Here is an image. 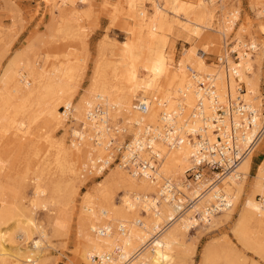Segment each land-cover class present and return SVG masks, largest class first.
<instances>
[{"label": "bare ground", "instance_id": "6f19581e", "mask_svg": "<svg viewBox=\"0 0 264 264\" xmlns=\"http://www.w3.org/2000/svg\"><path fill=\"white\" fill-rule=\"evenodd\" d=\"M226 3V0H221V5L215 6V0H196L195 3L163 0V3H153V12L149 14L144 0H122L116 10L122 12L123 5L128 6L125 13L130 22L123 27L131 35L129 40L123 41L122 53L128 65L126 71L98 61L87 93L77 100L80 83L76 80V67L72 63L56 65L46 71L38 60L17 56L5 67L0 76V137L8 133L20 135L24 125L41 118L43 127H48L51 122L61 124L71 139L68 146L61 140L57 144L50 142L54 152L40 162L32 179L27 180L25 175L18 174L7 179L0 177V264H46L47 250L52 246L50 238L62 235L68 228V207L77 193L76 185L83 181L85 171L90 172L94 168L97 175L110 170L82 200L77 215L80 241L74 264H188L191 245H188L187 238L191 230H203L223 222L233 214L234 205H240L239 217L232 228L234 235L243 245L264 254V203L256 197L264 196V158L250 182L252 193L242 199L254 162L252 154L261 142L263 145L259 152L264 153V92L261 84L264 73V0H253L258 19L256 28L252 24L241 25L231 42L228 36L234 32L239 10L227 7ZM218 8L221 13L217 12ZM205 29L218 33L208 36L204 34ZM247 36L250 40L246 39ZM178 39L188 43L205 39V42L200 43L203 45L200 48L193 44L186 48L183 56L173 65L175 53L172 48ZM234 41L235 45L231 48ZM248 46L254 47L253 53L247 51ZM231 50L238 52L239 60L236 62L229 55ZM208 52L218 54L223 63L235 66L238 78L233 74L226 75L224 66L218 62L207 64L203 56ZM110 73L115 83L108 79ZM206 74L212 77L220 101H225L226 93L234 98L237 94L235 89L243 82L246 92L242 98L254 110V122L245 125L237 143L223 146L224 151L232 148L230 153L240 157L239 163L223 179L220 174L216 175L219 181L213 182L211 190L200 199V206L211 200L215 203L214 212L204 210V214L211 218L205 216V221L201 222L192 211L178 214L182 207L177 202L181 197H175L168 191L167 198H161L163 179L173 180L177 188L186 194L197 192L189 191L184 183L170 175L174 173L185 180L186 171L193 164L194 147L190 141L175 148L168 147L162 138L155 142L156 149L164 155L156 170V178L132 173L120 163L112 168V158L106 145H103L107 141L105 138L109 137L110 128L88 120L87 112L100 100L105 123L111 122L112 126L124 130L116 137L121 144L127 132L133 133L135 140H139L148 128L161 133L163 105L169 112L175 113L179 129L196 131L203 124L196 111L201 98L196 83ZM134 99L147 102L148 111H135ZM209 102L207 99L203 101L202 114L210 113ZM62 106L73 107L70 112L74 122L71 131L65 125L68 112H63L60 109ZM242 119H247V115ZM232 122L237 123L238 119L229 121L226 131L230 130ZM205 125L212 135V125ZM261 130L263 132L256 141ZM218 139L219 136L212 135L210 142ZM28 184L33 186V195L29 199L23 192ZM221 194L226 198L230 196L233 206L215 213L219 210L216 202ZM38 208L55 212L46 222H39L35 216ZM169 221L171 223L163 228L162 225ZM122 226H125L124 230L120 229ZM101 228H107L105 235L100 233ZM117 247L120 252L109 261H92L93 254L110 253ZM219 247L207 248L203 264H237L232 258L228 240Z\"/></svg>", "mask_w": 264, "mask_h": 264}, {"label": "rangeland", "instance_id": "374dc122", "mask_svg": "<svg viewBox=\"0 0 264 264\" xmlns=\"http://www.w3.org/2000/svg\"><path fill=\"white\" fill-rule=\"evenodd\" d=\"M121 1L0 0V76L5 67L17 56H21L25 60H38L46 71L52 70L56 65L72 63L76 67V80L80 83L76 96L77 100L82 94L87 93L86 91L90 87L94 68L98 61L101 60L105 65L119 66V69L126 71L128 65L122 53L123 41L129 40L131 35L123 26L130 22V18L125 13L128 7L125 4L121 10L122 12L116 10V6H119ZM157 1L163 3V0H144L149 14H152L154 9L153 3ZM183 1L195 3L196 0ZM226 2L227 7H235L239 10L236 23L234 24V32H232L231 36H228L229 42H231L235 40L237 31L241 25L250 26L252 24L251 26L256 28L258 19L255 14L253 0H226ZM220 5L221 0H215V6ZM117 12L118 14H116ZM217 12L221 13L220 9ZM67 13L69 14L67 15ZM113 14L116 18H113ZM63 21L65 22L63 23ZM72 25L73 29H70ZM216 33L218 32L213 29L204 30V34H208V36L215 35ZM246 39L250 40L248 36ZM200 40H194V42L192 41L193 43H188L183 39L175 40L172 48L175 53V63L173 61V65H176L178 60L183 56V51L192 46V44L196 48L202 47L203 45H200V43L204 44L203 41L205 39L203 41ZM234 43L235 41L231 44L232 47L235 45ZM171 45L172 42H170L167 48L169 52L171 51ZM221 45L223 46V43ZM217 56L218 54L216 53L208 52L203 58L207 64L214 65V62H218ZM108 79L115 83L112 73L108 75ZM261 84L262 91L264 92V73ZM60 109L62 110V107ZM36 120L30 125H24V130L20 135L8 133L0 137V166L3 162V168L0 167L1 178H13L18 174L17 176L25 175V178L30 180L35 176L34 171H36L40 162L45 159V156H49L54 152L55 148L51 147L50 142L57 144L61 140L67 146L70 144L71 135L66 133L65 128L61 124L51 122V125H48V127H43L41 118L39 121L38 118ZM65 125L71 131V125H74L71 116L67 118ZM261 145H263V142L258 145L252 154L254 155V162L247 180L248 182L246 183V191L242 194L243 200L252 193L250 182L257 173L258 166L264 158V153L259 152ZM115 164H112L110 167L113 168ZM109 170L107 169L104 174L100 175H97L96 168L93 171H85L83 173V181L76 185L77 193L73 198L74 203L72 202L68 207L70 217L68 230H65L64 235L52 236L50 238L52 246L47 250L46 264H74L77 246L80 241V236L77 233V215L82 205V200L87 193L107 176ZM170 175L176 181L184 183V178L180 175H175L174 173H170ZM23 192L27 199H29L33 195V186L31 184L25 185ZM259 196L256 195L258 199ZM232 210L233 214L231 217L213 227L203 230L193 228L191 230L187 238L188 245H191L190 261L188 264H203V255L207 248L219 249V246L224 244L226 240L231 243L232 258L235 259L237 264H264V254L258 253L256 249L250 246L243 245L234 235L232 228L239 217L240 205H234ZM54 212L53 210L38 208L35 216L39 222H46L48 217L53 215ZM262 238L264 240V236Z\"/></svg>", "mask_w": 264, "mask_h": 264}, {"label": "built area", "instance_id": "2783aa9c", "mask_svg": "<svg viewBox=\"0 0 264 264\" xmlns=\"http://www.w3.org/2000/svg\"><path fill=\"white\" fill-rule=\"evenodd\" d=\"M231 46V45H230ZM230 48V47H229ZM232 48V46H231ZM247 51L254 52V47L247 48ZM229 55L232 61L236 62L239 60L237 51H230ZM217 57L218 64L224 66L226 75L233 74L238 78L237 68L232 66V64L223 63L221 58ZM196 79V77H193ZM212 77L209 75H204L201 79L197 80L198 92L200 94L199 105L196 108L197 114L203 119L202 127L196 131H186L179 129L176 125L175 113L169 112L167 106L163 105V110L161 111V133L154 132L153 128L145 129L147 131L140 135L139 140L134 139V134L127 132L128 136L124 143H119L118 137L120 133H123V129L119 126H112L111 122H106L102 117L105 113L102 112L103 106L98 102L94 103L89 107L87 112L88 120L95 121L97 124H105L109 127L108 130L109 137L105 138L104 146L106 145L108 152L111 156V163H120L125 168L130 170L132 173L145 175L147 177L156 178V170L160 163L162 162L164 155L160 150L155 147V142L161 138L170 148L178 147L184 144L186 141H190L193 144L192 166L186 171V178L184 180L185 187L194 194H186L182 189L177 188L173 180L163 179L164 184L161 186L162 195L161 198H167L168 191L169 194H173L175 197H181L178 203L181 204V211L178 210V214L186 213L192 211L195 218L201 222L205 216L211 218L210 215H205L204 210H209V212H214V202H207L204 206H200V199L207 195L208 191L214 186L213 182H218L219 178L216 175L220 174L222 179L224 176L230 174V171L234 169L239 163V156L234 153H230L232 148H228L226 151L223 150V146H231L238 142L241 138L244 127L252 125L254 122L253 112L249 104L245 102L242 95L246 92V87L243 82L239 83V86L235 89L236 96L232 98L231 94L226 93L225 101H220L218 98L217 87L213 84ZM209 100V114H202L204 111V100ZM72 106H62L63 112H68V118L71 116ZM133 109L140 113H146L149 109V104L145 101L135 100L133 104ZM244 115H247V119H242ZM238 119V122H232L230 130H225L227 123L231 120ZM249 119V120H248ZM248 120V122H247ZM206 123L212 125V135L219 136L218 141L211 143L210 138H212L209 127H205ZM264 130V127L262 128ZM261 130L256 136L255 140L261 136L263 132ZM113 133V135H112ZM225 133V134H224ZM224 134V136H222ZM99 135L101 133L99 132ZM226 135V136H225ZM230 139L231 141H228ZM220 141V142H219ZM222 142V146H219ZM255 142V141H254ZM130 145V146H129ZM143 153H142V152ZM147 153V155H140ZM239 157V158H238ZM210 182V184H208ZM204 183L203 187L200 185ZM230 197V196H229ZM228 196L221 194L217 198V204L219 210L215 213H221L225 210L230 209L233 206V200ZM230 200V202L228 201ZM259 200L264 203V196H259ZM199 207V209H198ZM214 207V208H213ZM210 220V219H209ZM169 223H165L163 228L167 227ZM121 230L125 229V226L120 227ZM107 228H101L100 233L105 235L107 233ZM160 232V231H159ZM120 249L117 247L110 253L105 254H93L91 259L93 262L102 263L103 261H109L112 257L119 253Z\"/></svg>", "mask_w": 264, "mask_h": 264}]
</instances>
